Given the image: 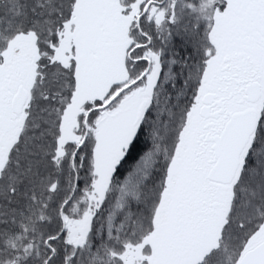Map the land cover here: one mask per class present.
I'll use <instances>...</instances> for the list:
<instances>
[{
  "label": "snow or ice",
  "instance_id": "snow-or-ice-1",
  "mask_svg": "<svg viewBox=\"0 0 264 264\" xmlns=\"http://www.w3.org/2000/svg\"><path fill=\"white\" fill-rule=\"evenodd\" d=\"M0 264H264V0H0Z\"/></svg>",
  "mask_w": 264,
  "mask_h": 264
}]
</instances>
